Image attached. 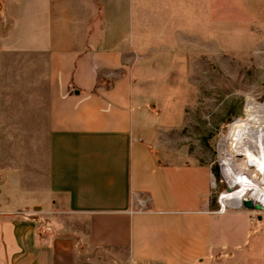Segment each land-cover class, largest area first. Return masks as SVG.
Instances as JSON below:
<instances>
[{"label":"crops","instance_id":"0c3cea01","mask_svg":"<svg viewBox=\"0 0 264 264\" xmlns=\"http://www.w3.org/2000/svg\"><path fill=\"white\" fill-rule=\"evenodd\" d=\"M0 3V63L46 64L0 71V264H264V213H218L210 168L173 147L181 118L155 122L136 0Z\"/></svg>","mask_w":264,"mask_h":264},{"label":"rangeland","instance_id":"374dc122","mask_svg":"<svg viewBox=\"0 0 264 264\" xmlns=\"http://www.w3.org/2000/svg\"><path fill=\"white\" fill-rule=\"evenodd\" d=\"M1 11L0 3V37ZM135 16L139 38L149 49L142 65L148 106L159 112L154 119L162 125L181 118L180 127L168 129L181 137L173 147L213 171L210 200L215 204L229 189L220 165L222 138L245 119L264 121V0H136ZM10 60L0 63V71L46 70L32 55L19 63ZM234 162L240 164L242 158ZM251 171L246 174L261 181ZM41 224L60 233L85 231L81 223L71 228L66 218L42 219Z\"/></svg>","mask_w":264,"mask_h":264},{"label":"bare ground","instance_id":"6f19581e","mask_svg":"<svg viewBox=\"0 0 264 264\" xmlns=\"http://www.w3.org/2000/svg\"><path fill=\"white\" fill-rule=\"evenodd\" d=\"M219 147L222 174L229 184L228 191L222 192V200L236 205L250 192L248 199L264 210V121L245 119L232 125ZM235 157L242 158V162L236 164ZM250 170L260 174L261 181L247 175Z\"/></svg>","mask_w":264,"mask_h":264},{"label":"built area","instance_id":"2783aa9c","mask_svg":"<svg viewBox=\"0 0 264 264\" xmlns=\"http://www.w3.org/2000/svg\"><path fill=\"white\" fill-rule=\"evenodd\" d=\"M211 187L214 188V183H211ZM222 192L216 197L217 212L223 214L228 210H237L243 208L242 203L232 205L229 202L222 200ZM150 203V198L145 194H132L131 210L130 213L144 212Z\"/></svg>","mask_w":264,"mask_h":264},{"label":"water","instance_id":"95a60500","mask_svg":"<svg viewBox=\"0 0 264 264\" xmlns=\"http://www.w3.org/2000/svg\"><path fill=\"white\" fill-rule=\"evenodd\" d=\"M243 208L247 210H259L261 211V207L259 204H254L250 199L244 198L242 201Z\"/></svg>","mask_w":264,"mask_h":264},{"label":"trees","instance_id":"16d2710c","mask_svg":"<svg viewBox=\"0 0 264 264\" xmlns=\"http://www.w3.org/2000/svg\"><path fill=\"white\" fill-rule=\"evenodd\" d=\"M213 172V171H212Z\"/></svg>","mask_w":264,"mask_h":264}]
</instances>
